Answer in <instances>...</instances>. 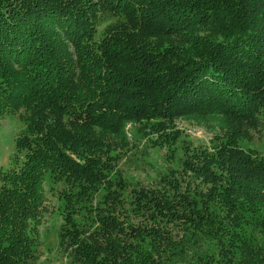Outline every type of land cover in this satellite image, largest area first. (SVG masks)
Instances as JSON below:
<instances>
[{
  "label": "trees",
  "instance_id": "16d2710c",
  "mask_svg": "<svg viewBox=\"0 0 264 264\" xmlns=\"http://www.w3.org/2000/svg\"><path fill=\"white\" fill-rule=\"evenodd\" d=\"M12 112L0 264H34L48 192L67 264H264V0H0ZM179 117L214 136L183 139ZM129 122L165 150L146 184L119 165Z\"/></svg>",
  "mask_w": 264,
  "mask_h": 264
},
{
  "label": "rangeland",
  "instance_id": "374dc122",
  "mask_svg": "<svg viewBox=\"0 0 264 264\" xmlns=\"http://www.w3.org/2000/svg\"><path fill=\"white\" fill-rule=\"evenodd\" d=\"M115 19L111 15L101 16L100 21L97 22L99 36L110 27V24L117 23ZM70 49L74 50L73 47ZM176 120L177 127L183 131V139H190L194 143H208L214 136V132L209 129L210 123L207 125L206 122L188 117H179ZM24 127L25 124L17 113H7L0 119V169L9 168L13 164V157L16 154H23L17 151L15 139ZM126 130L134 145L120 161V168L124 169L128 174L129 181H133V184H136V180H140L143 184L153 181L158 168L164 165L165 150L149 146L148 141L146 142L147 136L142 137L141 134H137L131 122L128 123ZM252 139L250 146L258 149L264 155V125L253 132ZM47 195L46 210L42 215L38 238L35 242L36 259H34V264H67L68 256L59 242L60 201L55 193L48 192Z\"/></svg>",
  "mask_w": 264,
  "mask_h": 264
}]
</instances>
